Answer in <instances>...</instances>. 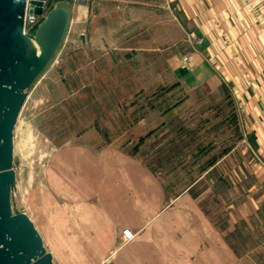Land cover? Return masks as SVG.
<instances>
[{
    "label": "crops",
    "instance_id": "crops-1",
    "mask_svg": "<svg viewBox=\"0 0 264 264\" xmlns=\"http://www.w3.org/2000/svg\"><path fill=\"white\" fill-rule=\"evenodd\" d=\"M148 1L166 2L186 34L204 38L184 50L213 98L233 101L242 138L175 192L124 147L64 145L50 188L24 211L56 264H264V0ZM84 13L75 3L69 34Z\"/></svg>",
    "mask_w": 264,
    "mask_h": 264
},
{
    "label": "rangeland",
    "instance_id": "rangeland-1",
    "mask_svg": "<svg viewBox=\"0 0 264 264\" xmlns=\"http://www.w3.org/2000/svg\"><path fill=\"white\" fill-rule=\"evenodd\" d=\"M73 1L85 21L32 89L15 129L16 212L40 202L53 157L70 143L124 147L175 192L241 139L230 100H215L189 61L204 38L186 34L166 2ZM93 127L100 131L85 133Z\"/></svg>",
    "mask_w": 264,
    "mask_h": 264
},
{
    "label": "water",
    "instance_id": "water-1",
    "mask_svg": "<svg viewBox=\"0 0 264 264\" xmlns=\"http://www.w3.org/2000/svg\"><path fill=\"white\" fill-rule=\"evenodd\" d=\"M31 9L43 14L42 1ZM73 0H55L37 27L25 31L27 0H0V264H56L34 220L16 212L15 129L35 85L68 39Z\"/></svg>",
    "mask_w": 264,
    "mask_h": 264
},
{
    "label": "built area",
    "instance_id": "built-area-1",
    "mask_svg": "<svg viewBox=\"0 0 264 264\" xmlns=\"http://www.w3.org/2000/svg\"><path fill=\"white\" fill-rule=\"evenodd\" d=\"M34 0H27V7H26V14H25V25H24V29L26 32H30L32 30H34L37 25L39 24V22L41 21L43 14L48 10L50 3L53 0H41L42 1V10H43V14H39L37 12H35L34 10H31L35 7H37L38 5L34 4L33 2ZM135 232H133L130 228H125L122 231V236L124 241H129L132 240L135 237ZM110 264V263H108Z\"/></svg>",
    "mask_w": 264,
    "mask_h": 264
},
{
    "label": "trees",
    "instance_id": "trees-1",
    "mask_svg": "<svg viewBox=\"0 0 264 264\" xmlns=\"http://www.w3.org/2000/svg\"><path fill=\"white\" fill-rule=\"evenodd\" d=\"M54 1H55V0H53V1L50 3V6H49V7L52 6V4H53ZM230 104L232 105V116H233V118H235L236 121L238 122V117H237V114H236V108H235V105H234L233 101H230ZM238 127H239V126H238ZM238 131L240 132V128H238ZM240 135H241L240 138H242V134H241V132H240ZM229 150H230V149H229ZM229 150H228V149L224 150V151H223V154L227 153Z\"/></svg>",
    "mask_w": 264,
    "mask_h": 264
},
{
    "label": "bare ground",
    "instance_id": "bare-ground-1",
    "mask_svg": "<svg viewBox=\"0 0 264 264\" xmlns=\"http://www.w3.org/2000/svg\"><path fill=\"white\" fill-rule=\"evenodd\" d=\"M31 217V216H30ZM32 218V217H31Z\"/></svg>",
    "mask_w": 264,
    "mask_h": 264
}]
</instances>
